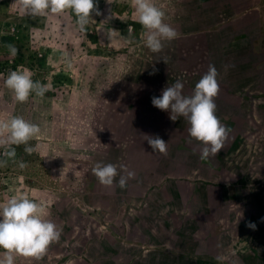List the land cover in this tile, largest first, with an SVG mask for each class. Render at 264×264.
<instances>
[{
  "label": "rangeland",
  "instance_id": "obj_1",
  "mask_svg": "<svg viewBox=\"0 0 264 264\" xmlns=\"http://www.w3.org/2000/svg\"><path fill=\"white\" fill-rule=\"evenodd\" d=\"M95 2L101 15L80 32L71 11L33 18L17 0H0V120L21 116L41 128L26 168L0 166V202L27 195L62 228L41 260L18 255L16 264H264V0H153L179 33L159 53L144 45L133 0ZM24 24L20 43L49 57L35 71L19 60L16 70L57 96L18 103L2 68L14 63L8 46ZM210 64L226 88L214 101L230 142L201 160L188 120H172L152 97L177 80L190 96ZM48 112L60 121L53 127ZM146 136L163 139L167 154ZM98 162L117 166L113 186L93 174ZM128 171L135 178L122 189Z\"/></svg>",
  "mask_w": 264,
  "mask_h": 264
},
{
  "label": "clouds",
  "instance_id": "obj_2",
  "mask_svg": "<svg viewBox=\"0 0 264 264\" xmlns=\"http://www.w3.org/2000/svg\"><path fill=\"white\" fill-rule=\"evenodd\" d=\"M20 10L30 17L45 16L47 14L62 15L71 11L76 17V25L80 32H86L92 20L91 14L101 15L95 0H17ZM133 6L138 16V22L145 30L144 45L153 53L163 50L165 42L178 38V31L166 22V13L157 7L153 0H133ZM12 56H16L19 49L14 45L8 46ZM166 63V61H164ZM33 73L28 69L11 71L4 83L14 93L18 103H25L30 96L43 98L49 90L46 84L32 79ZM218 70L212 64L208 71L200 78L190 96L182 93L183 83L177 80L173 85L162 90L159 97H152V104L163 111H170L171 119L184 117L188 120L189 134L201 142L200 159L209 155H217L223 148L224 142L231 129L225 126L216 115L214 98L220 92ZM174 114V115H173ZM41 133L38 124L29 122L21 116H12L8 120H0V155L7 158L0 160L4 166L7 160L16 162V147L24 145V152L33 154L35 147L30 145ZM153 152L167 154V143L158 136H146ZM15 146V147H14ZM21 169L27 163L19 161ZM124 166L121 165V168ZM93 174L101 185L111 187L119 175L114 164L97 163L92 169ZM135 178V173L127 172V176L120 175L118 186L125 188L129 179ZM47 207L27 195H13L6 202H0V264H16V257L23 256L34 260H41L48 248L58 242L62 235V228L48 219ZM248 227L255 228L249 223Z\"/></svg>",
  "mask_w": 264,
  "mask_h": 264
},
{
  "label": "trees",
  "instance_id": "obj_3",
  "mask_svg": "<svg viewBox=\"0 0 264 264\" xmlns=\"http://www.w3.org/2000/svg\"><path fill=\"white\" fill-rule=\"evenodd\" d=\"M22 28H25V30H28V28H29V26L28 25H26V24H24L23 26L21 25L20 27H18V26H16V31H15V34L12 36L13 37V44H14V46H16L18 49H19V52H18V54L16 55V56H14V59H15V61H14V63L13 64H7V61L5 62V64H4V66H3V68H2V70H3V72H5V74L7 73V72H10V71H13V70H16V66L19 64V60L20 61H24V62H26V64H28L29 65V67L30 68H33V70L32 71H35V69L36 68H40L38 65H44L45 64V58H46V55L49 57V55H48V52H49V50L50 49H48L43 55H41V56H39V53H38V51L37 50H30L28 47L26 48V47H24L21 43H20V40H19V34H20V30ZM131 37H134V36H131ZM135 37H136V35H135ZM12 44V43H11ZM67 58V59H66ZM69 55L68 54H66V56L65 57H63V59L64 60H66V61H68L69 60ZM71 64H72V61H69ZM60 72H62V71H60ZM33 80H36L35 79V77L33 76V78H32ZM219 85H220V89L221 90H224L225 91V89L226 88H223V86H222V84L219 82ZM79 92L80 91H75V93L74 94H79ZM48 94H50V95H52V96H57V94H54L53 92H51V91H48ZM64 94V96H70L71 94H72V91H67V93H63ZM80 95H78V97H79ZM134 104L135 103H129V106H127L125 109H126V111H127V114L129 115L130 113H132L133 112V109H134ZM162 111V110H161ZM131 115V114H130ZM167 115V114H166ZM151 116H153L152 118L153 119H155L156 120V116H155V114L153 113V114H151ZM162 120V119H161ZM60 122L59 120H57V117H54V114L52 113V112H48L47 113V119H46V124H45V126H50V127H53V126H55V125H53L54 124V122ZM164 120H162L161 122H159V123H157V124H155V131L157 130V132L159 133V134H163V132H164V126L163 125H165V124H163L162 125V122H163ZM129 126V124L127 123L126 124V127H128ZM52 131H53V129H52ZM49 134V136H50V132L49 131H47V135ZM67 133H62L61 135L63 136V138L64 139H66V136H64V135H66ZM49 136H47V137H49ZM43 141H48V140H43ZM35 142V140H31L29 143H30V145L32 144V145H34L33 143ZM226 142H230L228 139H226ZM229 145V144H228ZM15 147V146H14ZM24 145H20L19 147H16V158H15V160H16V162H12L11 163V165H18V162L19 161H21V159L19 158V156L21 157V155H23V159H22V161H24L25 162V157H27V156H31V155H28V154H26L25 152H24ZM45 149H46V146L44 147ZM46 151H47V149H46ZM39 155V154H38ZM40 156V155H39ZM3 160H5V158H3ZM33 168H28V170L26 171V175H34V173L31 171ZM6 178V177H5ZM5 182V184H2V186L5 188L6 186H7V181L5 180L4 181ZM28 182H30V181H28ZM225 209H227V210H229L228 209V207H225ZM226 218L227 217H229V215H228V213H226ZM180 226H181V224H180Z\"/></svg>",
  "mask_w": 264,
  "mask_h": 264
},
{
  "label": "crops",
  "instance_id": "obj_4",
  "mask_svg": "<svg viewBox=\"0 0 264 264\" xmlns=\"http://www.w3.org/2000/svg\"><path fill=\"white\" fill-rule=\"evenodd\" d=\"M72 61V60H71ZM75 77V76H74ZM252 182V181H251ZM229 209V208H228ZM178 223H180V221L178 220ZM181 224V223H180ZM177 231H179V230H177Z\"/></svg>",
  "mask_w": 264,
  "mask_h": 264
},
{
  "label": "built area",
  "instance_id": "obj_5",
  "mask_svg": "<svg viewBox=\"0 0 264 264\" xmlns=\"http://www.w3.org/2000/svg\"><path fill=\"white\" fill-rule=\"evenodd\" d=\"M3 151V149L2 150H0V152H2Z\"/></svg>",
  "mask_w": 264,
  "mask_h": 264
},
{
  "label": "flooded vegetation",
  "instance_id": "obj_6",
  "mask_svg": "<svg viewBox=\"0 0 264 264\" xmlns=\"http://www.w3.org/2000/svg\"><path fill=\"white\" fill-rule=\"evenodd\" d=\"M174 214V213H173Z\"/></svg>",
  "mask_w": 264,
  "mask_h": 264
}]
</instances>
